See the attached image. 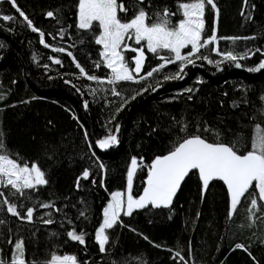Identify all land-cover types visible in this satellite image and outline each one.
<instances>
[{
  "label": "trees",
  "instance_id": "obj_1",
  "mask_svg": "<svg viewBox=\"0 0 264 264\" xmlns=\"http://www.w3.org/2000/svg\"><path fill=\"white\" fill-rule=\"evenodd\" d=\"M188 1L193 0H144L139 7L152 16L149 23L168 8L177 13L170 18L175 25L183 18L178 4ZM15 2L39 31H32L9 0H0V130L5 145L0 151L21 164H37L48 184L25 189V196L0 186V258L10 264L14 245L22 240L25 259L32 264H48L53 255L66 253L77 264H264L263 203L252 221L248 208L254 194H246L230 218L226 184L215 179L204 190L195 170L169 207L148 205L130 216L122 213V223L106 230L105 252L95 239L111 193L127 187L133 157L145 162L131 189L139 196L147 185L148 165L191 135L235 143L240 153L251 150L256 126L264 128V69L250 71L264 61V0H214L218 16L206 4L202 37L215 34L217 47L213 42L201 48L196 56L208 59L194 56L195 64L184 68L181 79H165L178 72L177 61L140 80L163 63L159 56H172L167 50L156 55L145 48L139 82L115 84L98 82L109 78L111 70L104 63L96 67L102 61V45L95 43L101 29L98 22L91 29L79 28L78 0ZM123 2L129 12L120 18L126 21L137 5L135 0ZM49 11L55 15L48 17ZM4 15L14 19L5 21ZM40 32L49 47L40 42ZM249 50L255 55L238 60L239 68L221 55L239 57ZM134 54L125 52L130 66ZM77 64L98 80L87 79ZM113 88L121 95H113ZM109 135L118 142L100 148L98 142ZM5 198L21 216L34 208L32 220L7 212ZM45 203L54 207H41ZM73 230L84 234L85 244L68 237Z\"/></svg>",
  "mask_w": 264,
  "mask_h": 264
},
{
  "label": "snow or ice",
  "instance_id": "obj_2",
  "mask_svg": "<svg viewBox=\"0 0 264 264\" xmlns=\"http://www.w3.org/2000/svg\"><path fill=\"white\" fill-rule=\"evenodd\" d=\"M16 11L24 21L31 27L32 31L38 32L39 29L32 26V21L28 19L23 11L16 5L15 0H9ZM137 10L133 13L132 17L126 21H122L120 14H127L129 8L125 7L123 0H78V13H79V28L91 29L93 22H98V26L102 31L95 43L103 46V51L100 53L102 61L96 64V67H100L101 63H104L108 69L111 70V78L107 83L115 84L122 81L139 82L137 77L142 71L144 61L146 59L144 47L128 49L125 44V38L134 40L137 45L141 42H145V47L148 52L159 55L161 51L167 50L172 56L165 57L159 56L163 61L158 68H153L146 73V76H139L140 80L146 77H151L154 72H158L166 65L181 62L178 72L171 76L165 77V79H181V73L184 72V68L189 64H195L193 59L200 49L206 47L208 44L216 41V36L213 34L207 39L202 38V31L204 28V11L206 4L211 6L216 11L218 16L219 10L216 7L214 0H195V2H181L178 4V10L182 11L183 18L175 25L171 22V16L177 15L176 12L170 11L168 8H164L160 12H156L154 15L156 19L152 20V16L145 11L144 7L139 5L144 4V0H135ZM247 0H245V4ZM55 14L52 11L47 12L48 17H53ZM5 21H11L14 17L10 15L2 16ZM40 42L45 47H49L45 43L43 37L44 33L40 32ZM203 39V42H201ZM233 40L237 38H232ZM246 39H253L252 37ZM122 45L124 47H122ZM190 48V50L182 54V50ZM58 52H64L63 48L54 49ZM130 50L138 55L133 57L134 67L130 68L125 61L123 52ZM218 51V49H217ZM260 49H256V52H260ZM249 52L244 53L242 56L234 55L232 52L221 54L225 60L235 63L236 67H241L238 60L245 59L249 56ZM71 55V53H68ZM255 55V52H251ZM196 58L208 59L207 56ZM56 63H61L59 60ZM209 63L213 61L209 60ZM220 61L216 64L219 66ZM80 68V72L83 73L89 80H98L94 75H88L84 72V69L79 64L76 65ZM264 69V61H262L257 68L250 69V71H259ZM103 83V81H98ZM147 91V89H144ZM189 92L192 89H188ZM112 94L120 96V92L112 89ZM140 93H137L139 95ZM2 98V97H0ZM135 99V96L132 97ZM191 99V97H189ZM264 100V97H262ZM87 107V102H85ZM187 130V125H184L182 131ZM205 131L210 129L205 128ZM117 131L119 128L117 127ZM3 131L0 130V150L5 148L3 142ZM87 136V133H85ZM217 139H219V133H216ZM117 137L115 135H109L107 138L98 142L100 148H108L111 145L116 144ZM91 147V144H89ZM103 168V164L99 165ZM139 167L138 161L133 157L130 161V169L127 173V189L128 194L125 200V193L114 192L112 194L111 203L104 209L103 224L96 232L95 239L99 244V250L101 252L106 251V245L109 243V237L106 234L107 229L113 228L116 224L122 223L119 217L123 212L125 215H132V212L136 208H144L148 205L154 207H169L179 190L181 183L193 170L198 172L199 178L202 181V187L206 190L209 183L212 180L219 179L223 181L230 193L231 203L229 210V217L231 218L237 212L238 205L241 203L242 198L246 194L253 195L258 194L259 201H264V128L259 125L256 126V135L251 143V150L244 154L239 153L235 143L226 144L222 142H209L200 135H191L184 138L182 142L176 144L168 154L163 156H157L152 162L149 168V175L147 179V187L143 191V195L138 199L133 198L131 195V189L133 184V177ZM90 173L88 170L83 172V178L87 179ZM255 182V188L253 184ZM48 184V180L45 178V172L41 168L33 163L29 166L27 163L21 164L17 159L10 158L8 154H0V186L11 187L15 191L13 195L25 196V189L35 190L39 186ZM79 187V182H77ZM250 189L253 191L250 192ZM4 193L0 192V197H3ZM7 204V212L21 219L32 220L34 208H28L26 214L21 216L17 210L15 204L9 203L5 198L3 201ZM43 208H53L54 204L45 203L42 204ZM260 204L256 198L251 199V208L260 210ZM59 209H57L58 211ZM254 215V213H252ZM50 215V213H49ZM83 215V213H81ZM2 223V221H0ZM45 223H53L52 220H47ZM68 237L73 241H77L80 244H85L84 234H77L76 231H69ZM147 239V237H145ZM11 243V241H9ZM237 248L247 249L244 245H236ZM15 254L12 256L10 264H32L25 259V251L23 241H18L14 245ZM180 256V253H176ZM249 255H251L249 253ZM181 259H183L181 257ZM254 259V258H253ZM0 264H6V262L0 258ZM50 264H77L76 257L74 256H57L53 255L50 260Z\"/></svg>",
  "mask_w": 264,
  "mask_h": 264
},
{
  "label": "rangeland",
  "instance_id": "obj_3",
  "mask_svg": "<svg viewBox=\"0 0 264 264\" xmlns=\"http://www.w3.org/2000/svg\"><path fill=\"white\" fill-rule=\"evenodd\" d=\"M189 3H191V2H195V0H193V1H188ZM203 21H204V16H203ZM78 24H79V13H78ZM101 31H102V29H101ZM100 35V34H99ZM203 38V37H202ZM203 39H207V38H203ZM203 39H202V41L201 42H203ZM217 41H218V38L216 37V41H214V43H215V46L217 47ZM125 44L127 45V47H128V49H131V48H139V47H144V49L146 48L145 47V42H141V44H139V45H137L136 43H135V41L134 40H129V39H127V38H125ZM122 47H124L123 45H122ZM102 48H103V46H102ZM190 50V48H185V49H183L182 50V54H185V53H187L188 51ZM102 51H103V49H102ZM127 51V50H126ZM126 51H124L123 52V55H124V57H125V52ZM136 55H138V53H135L134 54V56H136ZM133 56V57H134ZM163 56H165V55H163ZM166 57V56H165ZM126 58V57H125ZM194 58V57H193ZM125 61H126V59H125ZM129 65V64H128ZM144 65V64H143ZM129 67L130 68H132V67H134V65L133 66H130L129 65ZM143 69V68H142ZM142 73V71L140 72V74ZM139 74V75H140ZM111 78V76L109 77V78H101V81H106V80H108V79H110ZM137 79H138V77H137ZM0 154H4V153H2L1 151H0ZM11 158V157H10ZM136 159H137V161H138V165H139V167L137 168V170L142 166V165H144L145 164V162H143L140 158H137V157H135ZM151 164L152 163H150L149 165H148V171H149V168H150V166H151ZM29 165V164H28ZM29 166H31V165H29ZM135 176V175H134ZM134 178V177H133ZM254 188H255V182H254ZM146 187H147V185H146ZM145 187V188H146ZM144 188V189H145ZM117 191H119V192H123V193H125V200H126V198H127V194H128V189H127V187L125 188V189H117V190H114L112 193H111V196H110V199H109V201L107 202V205L109 204V203H111V200H112V194L114 193V192H117ZM132 195V194H131ZM143 195V193L141 194V195H139V196H133V198H135V199H138L140 196H142ZM253 198H256L257 200H258V203L260 204V206H261V203L260 202H262L263 203V205H264V201H259V199H258V194H254V197ZM107 205L105 206V208L107 207ZM104 208V209H105ZM251 208V204H250V206H249V208H248V210ZM261 208V207H260ZM263 211H264V207H263ZM123 213V212H122ZM121 213V214H122ZM252 213H254V215L252 214ZM120 214V215H121ZM259 215V210L257 211L256 209H252V212L250 213V211H249V217H250V219L252 220V221H254V219H256V215ZM263 216V219H264V214H262ZM103 219H104V216H103ZM102 224H103V220H102V222H101V224L99 225V227H101L102 226ZM99 227H98V229H99ZM98 229H97V231H98ZM96 231V232H97ZM106 234H107V232H106ZM19 241H21V240H19ZM16 251V250H15ZM15 251H14V254H15ZM13 254V255H14ZM57 256H61V257H63V256H74L73 254H71V253H66V254H61V255H59V254H57ZM75 257V256H74ZM51 260V259H50ZM50 260H49V262H48V264H50Z\"/></svg>",
  "mask_w": 264,
  "mask_h": 264
},
{
  "label": "water",
  "instance_id": "obj_4",
  "mask_svg": "<svg viewBox=\"0 0 264 264\" xmlns=\"http://www.w3.org/2000/svg\"><path fill=\"white\" fill-rule=\"evenodd\" d=\"M207 140V139H206ZM209 141V140H208ZM209 142H212V141H209ZM223 143V142H222ZM227 144V143H226ZM240 153V152H239ZM241 154H244V153H241ZM133 196V195H132Z\"/></svg>",
  "mask_w": 264,
  "mask_h": 264
}]
</instances>
